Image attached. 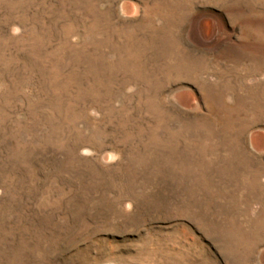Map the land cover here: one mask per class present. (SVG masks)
<instances>
[{
    "label": "rangeland",
    "instance_id": "rangeland-1",
    "mask_svg": "<svg viewBox=\"0 0 264 264\" xmlns=\"http://www.w3.org/2000/svg\"><path fill=\"white\" fill-rule=\"evenodd\" d=\"M254 1L0 0V264H264Z\"/></svg>",
    "mask_w": 264,
    "mask_h": 264
},
{
    "label": "bare ground",
    "instance_id": "bare-ground-1",
    "mask_svg": "<svg viewBox=\"0 0 264 264\" xmlns=\"http://www.w3.org/2000/svg\"><path fill=\"white\" fill-rule=\"evenodd\" d=\"M253 1H254V0H253ZM254 2H255V1H254ZM254 5H255V4H254ZM255 8H256V7H255ZM256 9H257V8H256ZM254 11H255V9H254ZM169 34H170V33H169ZM172 34H173V33H172ZM175 36H176V35H175ZM177 38H178V37H177ZM167 39H168V38H167ZM174 40H176L175 37H174ZM180 41H181V40H180ZM180 43H181V42H180ZM175 49H176V48H175ZM180 49H181V48H180ZM182 49H183V48H182ZM182 49H181V50H182ZM184 50H185V49H184ZM179 51H180V50H179ZM185 52H186V51H185ZM180 54H181V53H180ZM180 56H181V55H180ZM185 57H186V56H185ZM192 57H193V56H192ZM192 57H191V58H192ZM198 58H199V57H198ZM174 59H175V58H174ZM184 59H185V58H184ZM204 61H205V60H204ZM187 62H188V61H187ZM199 63H200V62H199ZM204 63H205V62H204ZM189 64H190V63H189ZM196 64H197V63H196ZM206 64H207V63H206ZM263 64H264V61H263V60H258V61L256 62V64L253 65V63H252L251 68H255V67H257V66H259V67L261 68V66H262ZM178 65H180V64H178ZM197 65H198V64H197ZM238 65H239V64H238ZM203 66H204V65H203ZM194 67H195V66H194ZM197 67H198V66H197ZM257 68H258V67H257ZM260 68H259V69H260ZM131 69H132V68H131ZM181 69H182V68H181ZM190 69H191V68H190ZM199 69H201V68H199ZM202 69H203V68H202ZM225 69H226V68H225ZM227 69H228V68H227ZM235 69H236V68H235ZM181 71H182V70H181ZM187 71H188V70H187ZM196 71H197V70H196ZM231 71H233V69H232ZM247 71H248V70H247ZM191 72H192V71H191ZM191 72H190V74L193 73V72H192V73H191ZM200 72H201V71H200ZM202 72H203V71H202ZM188 73H189V72H188ZM182 75H183V74H182ZM227 75H228V74H227ZM195 76H196V75H195ZM220 76H221V75H220ZM231 76H232V75H231ZM192 77H193V75H192ZM228 80H229V79H228ZM231 81H232V80H231ZM235 81H236V80H235ZM226 82H227V81H226ZM226 82H225V83H226ZM230 83H231V82H230ZM95 84H96V83H95ZM259 85H260V84H259ZM214 86H215V85H214ZM223 86H224V85H223ZM226 86H227V85H226ZM237 86H238V85H237ZM249 90H250V89H249ZM259 92H260V91H259ZM156 93H157V92H156ZM251 93H252V92H251ZM256 94H257V93H256ZM256 94H255V95H256ZM253 96H254V95H253ZM255 98H256V97H255ZM255 98H254V99H255ZM258 98H259V97H258ZM260 98H261V97H260ZM262 106H263V104H262ZM262 106H261V107H262ZM263 108H264V107H263ZM257 110H258V109H257ZM256 112H257V111H256ZM263 113H264V112H263ZM261 114H262V113H261ZM232 144H233V143H232ZM236 145H237V144H236ZM234 147H235V146H234ZM237 147H238V145H237ZM240 150H241V149H240ZM240 150H239V151H240ZM240 153H241V152H240ZM235 154H236V153H235ZM215 156H216V155H215ZM222 160H223V159H222ZM240 161H241V160H240ZM256 184H257V183H256ZM259 188H260V187H259ZM261 192H262V191H261ZM263 192H264V191H263Z\"/></svg>",
    "mask_w": 264,
    "mask_h": 264
}]
</instances>
